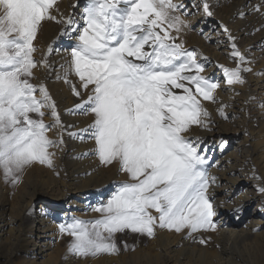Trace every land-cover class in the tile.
Wrapping results in <instances>:
<instances>
[{
	"label": "snow or ice",
	"instance_id": "6c2138e0",
	"mask_svg": "<svg viewBox=\"0 0 264 264\" xmlns=\"http://www.w3.org/2000/svg\"><path fill=\"white\" fill-rule=\"evenodd\" d=\"M201 2L211 17L208 0ZM73 7H80L79 2ZM186 15V7L174 0H84L78 19L61 13L58 0H0L4 181L16 186L25 169L35 164L52 168L55 152L50 149L64 143L62 135L59 140L47 135L64 127L56 102L46 85L32 82L35 69L52 67L51 48L40 60L35 58L34 42L48 21L64 25L61 34L73 41L65 50L67 70L57 79L63 78L81 98L75 110L93 117L87 128L73 135L94 141L93 154L100 164H116L128 178L107 202L93 207L99 218H73L59 225L60 234L71 237L68 253L73 256L117 255L119 233L154 238L157 229L186 231V239L203 245L208 239L196 234L217 231V207L209 191L216 182L208 173L210 158L201 138L187 134L193 126L210 129L211 114L204 101L218 104L224 120L229 117L227 105L216 96L220 83L202 75L205 65L198 52L179 39L190 27ZM224 33L236 62L234 68L220 66L225 83L243 85L242 74L252 71L245 66L250 61L226 27ZM45 110L50 124L44 121ZM257 191L264 196V186ZM242 211L243 207L233 209L234 214ZM124 247L128 250L127 244Z\"/></svg>",
	"mask_w": 264,
	"mask_h": 264
},
{
	"label": "bare ground",
	"instance_id": "6f19581e",
	"mask_svg": "<svg viewBox=\"0 0 264 264\" xmlns=\"http://www.w3.org/2000/svg\"><path fill=\"white\" fill-rule=\"evenodd\" d=\"M80 1L84 4V0H58L59 10L78 19L83 5L76 11L73 5ZM174 2L186 7L188 15L183 17L190 24L179 39L185 48L198 52L205 65L202 75L220 83L216 96L227 105L229 119L224 120L217 111L218 104L204 101L211 114L210 129L193 126L187 134L201 138L210 158L208 173L216 182L209 191L217 207V231L197 233V237L208 239L202 245L186 239V231L157 229L154 238L147 237L143 247L136 244L131 253L120 251L96 261L74 257L67 264H264V196L257 191L258 186H264V0H208L211 17L203 12L201 0ZM224 27L250 61L245 66L252 71L242 74L243 85L225 83L220 66L234 68L236 62L230 56ZM62 28L64 25L54 21L43 24L34 42L38 49L35 58L40 60L51 48L52 67L35 69L34 82L46 85L57 104L64 127L53 128L48 134L53 140L62 135L64 143L51 149L55 152L52 168L35 164L25 169L16 186L0 179V264H64L62 260L57 263L59 228L54 211L63 203L61 223L95 218L99 213L93 207L107 202L119 187L117 183L128 179L118 172V165L94 161V141L73 135L87 128L93 117L75 110L81 98L63 78L57 79L67 70L65 50L73 43L61 34ZM68 78L79 84L74 75ZM46 121L52 123L48 114ZM222 140L226 146L221 145ZM7 195L15 204H9ZM35 201L39 204L33 207ZM236 207H243V211L234 214Z\"/></svg>",
	"mask_w": 264,
	"mask_h": 264
},
{
	"label": "rangeland",
	"instance_id": "374dc122",
	"mask_svg": "<svg viewBox=\"0 0 264 264\" xmlns=\"http://www.w3.org/2000/svg\"><path fill=\"white\" fill-rule=\"evenodd\" d=\"M79 4H80V6H82L83 5V2L80 1ZM73 9L76 11V10L79 9V7H76V8H73ZM69 48L70 47H67L66 49H69ZM217 72H218V70H215L214 71V73H217ZM32 82L34 84H36L34 82V80ZM45 112H46V115L44 117V121H45L46 124H49V122L46 121L47 111H45ZM47 135L49 136L48 133H47ZM49 138H50V136H49ZM50 151H51V149H50ZM93 159H94L95 162L99 163L98 157L96 155H93ZM2 175H3L2 172H0V179H3V178H1ZM125 181H127V180L121 179L117 183V185L120 186V184L123 183V182H125ZM7 184L11 185L10 183H7ZM6 199L9 202L10 205L11 204H15V202L13 201V198L12 197H10V196L7 195L6 196ZM38 204H39V202L35 201L33 203V207L34 206L36 207ZM60 206H61V208H63L62 207L63 206V203H61ZM61 208L59 209V211L58 210H55L54 211V212H57L58 213L57 214V219L55 220V224L57 225L58 228H59V225L61 223L60 217H61V214L63 212V210H61ZM99 215L100 214H98L97 217H95V218L92 217V218H90L88 220H95V219L99 218ZM122 237L125 240H122ZM145 239H147V236H142V235L135 234V233H131V232H125V233L116 234V242H117V245L120 247V251L126 252V254L133 252L137 248L136 247V244H141V247H143L145 245V243H144V240ZM56 240H57L56 245L58 247L57 249H58V251H60V254H59L58 258H57V263L61 262V260H62V262H64V264H67L70 259L76 257V256H73V255H71V254L68 253V245L71 242V237H69L67 235H61L60 232H59V229H58V230H56ZM125 244H127L128 250H125V247H124ZM114 256L115 255L102 254V255L97 256V257H87L85 259L92 260V261L93 260L96 261V260H99L101 258L114 257ZM77 258H81V257H77Z\"/></svg>",
	"mask_w": 264,
	"mask_h": 264
}]
</instances>
